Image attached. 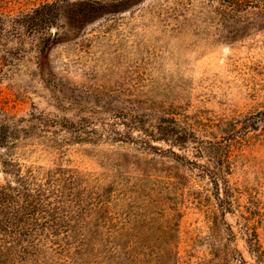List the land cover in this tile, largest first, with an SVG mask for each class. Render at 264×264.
I'll return each mask as SVG.
<instances>
[{"label":"rangeland","instance_id":"obj_1","mask_svg":"<svg viewBox=\"0 0 264 264\" xmlns=\"http://www.w3.org/2000/svg\"><path fill=\"white\" fill-rule=\"evenodd\" d=\"M45 6L52 25L21 19ZM0 14V132L35 130L0 144V185L9 159L45 197L2 226L0 264H264V0Z\"/></svg>","mask_w":264,"mask_h":264},{"label":"trees","instance_id":"obj_2","mask_svg":"<svg viewBox=\"0 0 264 264\" xmlns=\"http://www.w3.org/2000/svg\"><path fill=\"white\" fill-rule=\"evenodd\" d=\"M141 0H133L134 3H138ZM80 12L76 14V19L79 22H87L91 19L97 17L99 15V5L92 4H81ZM52 7V8H51ZM56 6H45L42 10H46L44 13H41L40 18L38 20H34L32 16L21 17L23 21L31 26H34V22H37V26L47 27L48 25H52L49 11L55 9ZM87 8V9H86ZM104 8V7H102ZM40 13V11L36 10L35 14ZM7 19L11 22L18 21L13 19L11 15H3L0 14V21ZM40 119L31 117L30 121L38 122ZM27 121V122H30ZM23 122V120L21 121ZM19 125L14 124H4L2 126V130L0 132V144L7 143V141L12 140L11 145L14 144L16 140H18L22 136H29L32 133H35L33 128L29 130H19ZM52 135V133H51ZM56 135V134H55ZM6 149L8 146H4ZM9 159H5L2 162L4 173L13 176V183L0 185V220H1V229L2 226H6V224H12L14 222H31L30 226L35 225V221L37 219L34 216L40 215L44 205V195H43V185L40 184H30L34 180L31 171H27L25 175L21 173L18 166L10 164ZM34 187V188H33ZM14 213V214H13ZM222 216L224 212H221ZM19 217V218H18ZM254 249V247H253ZM254 251V250H253ZM240 264H245L244 261H241Z\"/></svg>","mask_w":264,"mask_h":264},{"label":"water","instance_id":"obj_3","mask_svg":"<svg viewBox=\"0 0 264 264\" xmlns=\"http://www.w3.org/2000/svg\"><path fill=\"white\" fill-rule=\"evenodd\" d=\"M54 34H55V31L53 30L52 31V39L54 38Z\"/></svg>","mask_w":264,"mask_h":264}]
</instances>
